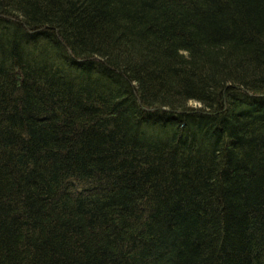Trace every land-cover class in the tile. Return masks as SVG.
Here are the masks:
<instances>
[{"label":"trees","instance_id":"trees-1","mask_svg":"<svg viewBox=\"0 0 264 264\" xmlns=\"http://www.w3.org/2000/svg\"><path fill=\"white\" fill-rule=\"evenodd\" d=\"M0 264H264V0H0Z\"/></svg>","mask_w":264,"mask_h":264},{"label":"rangeland","instance_id":"rangeland-1","mask_svg":"<svg viewBox=\"0 0 264 264\" xmlns=\"http://www.w3.org/2000/svg\"><path fill=\"white\" fill-rule=\"evenodd\" d=\"M189 104H192V105H197L198 106V103L197 102H190Z\"/></svg>","mask_w":264,"mask_h":264}]
</instances>
